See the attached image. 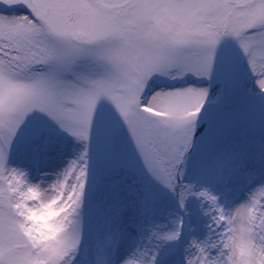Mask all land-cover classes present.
Wrapping results in <instances>:
<instances>
[{
	"label": "snow or ice",
	"instance_id": "6c2138e0",
	"mask_svg": "<svg viewBox=\"0 0 264 264\" xmlns=\"http://www.w3.org/2000/svg\"><path fill=\"white\" fill-rule=\"evenodd\" d=\"M230 42L264 99V0H0V264H173L160 252L196 231L189 200L207 223L183 264H264V165L237 149L213 169L251 186L230 208L185 180L212 104L197 82ZM69 139L72 158L46 171ZM144 175L176 201L164 225L145 223L162 194ZM129 226L154 243L121 256Z\"/></svg>",
	"mask_w": 264,
	"mask_h": 264
},
{
	"label": "rangeland",
	"instance_id": "374dc122",
	"mask_svg": "<svg viewBox=\"0 0 264 264\" xmlns=\"http://www.w3.org/2000/svg\"><path fill=\"white\" fill-rule=\"evenodd\" d=\"M231 49L229 53H223L228 59L223 65H218L213 76L209 80L197 82L199 87H208L211 105L206 106V116L201 120L202 125H207V130L203 137L197 140L196 148L193 150L188 162L186 181L197 180L205 185L211 186L212 190L223 195L220 197L226 208L241 202L246 198V193L250 190V185L242 180H235L231 183H224L216 178L213 169L222 165L224 157L229 151L241 149L247 153L245 159V169L259 170L264 165V156L261 155V147L264 146V99L256 95L257 89L253 82L245 63L244 57L234 43H229ZM228 80L234 84L231 99L227 104H223L218 98V92L223 93L222 82ZM191 79L184 81H169L157 79L154 87L183 86L192 83ZM225 121H229L225 127ZM73 147L69 139L62 153L54 155L48 162L46 171L59 169L64 166L68 159L73 156ZM205 168L207 170H205ZM33 182L39 179V174L33 171L31 176ZM135 178H130L132 182ZM143 182L149 184L153 191L161 193L159 206L155 215L148 221L147 226L152 223L164 225L168 222L172 212L178 211L176 201L170 193L162 189L158 184L151 181L146 175ZM188 208L192 210V220L197 223L195 232L185 228L184 235L177 245L166 246L161 250L160 255L165 256L173 264H183L184 248L193 237L202 238L206 232L204 225L207 218L200 216L195 209V202L189 200ZM131 215V214H130ZM132 233L130 239L121 247L119 255H127L134 248L151 247L154 243L149 239L147 228L136 235L131 226L128 228ZM169 249L170 254H169Z\"/></svg>",
	"mask_w": 264,
	"mask_h": 264
}]
</instances>
